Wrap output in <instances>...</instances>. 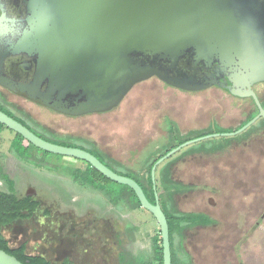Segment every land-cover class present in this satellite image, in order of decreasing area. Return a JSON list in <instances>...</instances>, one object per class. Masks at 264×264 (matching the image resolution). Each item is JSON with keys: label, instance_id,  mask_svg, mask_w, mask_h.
Listing matches in <instances>:
<instances>
[{"label": "rangeland", "instance_id": "1", "mask_svg": "<svg viewBox=\"0 0 264 264\" xmlns=\"http://www.w3.org/2000/svg\"><path fill=\"white\" fill-rule=\"evenodd\" d=\"M259 90L264 95V86ZM0 91L53 136L89 144L108 159L135 171L187 134L197 135L211 128L231 133L230 130L245 123L251 114V101L235 99L221 89L185 92L157 78L137 84L110 112L75 118L2 88ZM250 134L252 138L246 141L247 145L237 146L236 136L204 139L184 147L169 159L174 161L173 179L179 187H190L189 191L178 193L174 209L186 216H198L202 225L211 226L187 228L182 240L177 239L181 256L189 264H207L205 256L210 257L208 264L241 261L264 264V221L253 229L250 242L240 248L239 261L232 249L221 245L226 242L222 234L243 237L264 212V131L255 127ZM13 136L7 129L0 136L6 172L16 180L20 196H33L42 207L32 220L18 221L5 228L12 247L26 242L29 253L41 254L57 263L68 257L78 264H119L117 236L126 241L124 228L137 224L138 231L135 240L128 244L129 250L135 254L149 251L151 238L160 229L150 212L138 209L121 214L104 204L102 195L74 186L67 173L72 167L84 170V161L57 155L50 156L51 165L43 169L21 164L9 153ZM47 169L51 173L45 172ZM209 198L215 200V207L209 206ZM100 202L102 205L97 206ZM46 210L51 212L49 216L45 215ZM209 214L216 216L218 223ZM205 235L209 236L205 238ZM215 237L213 241L219 244H210L207 252L203 251V240L210 242Z\"/></svg>", "mask_w": 264, "mask_h": 264}, {"label": "water", "instance_id": "2", "mask_svg": "<svg viewBox=\"0 0 264 264\" xmlns=\"http://www.w3.org/2000/svg\"><path fill=\"white\" fill-rule=\"evenodd\" d=\"M152 78L185 92L218 88L252 98L259 110L235 132L190 140L158 160L151 172L155 204L135 180L91 153L45 141L1 110L0 124L42 151L84 161L131 188L158 223L163 264H172L156 171L194 142L234 137L264 120L252 88L264 83V0H0V86L16 96L83 117L114 110ZM0 264L23 263L0 250Z\"/></svg>", "mask_w": 264, "mask_h": 264}, {"label": "trees", "instance_id": "3", "mask_svg": "<svg viewBox=\"0 0 264 264\" xmlns=\"http://www.w3.org/2000/svg\"><path fill=\"white\" fill-rule=\"evenodd\" d=\"M3 90L10 93L8 90ZM0 110L27 127L43 140L65 147L83 149L97 157L103 164L115 173L135 180L141 186L147 199L152 204L156 203V196L151 172L153 166L158 160L190 140L205 135L225 133V129L211 128L209 130L202 131L197 135H191V133L187 134V137L178 139V142H173L174 144L172 143L167 145L166 148L157 156L149 158L145 162L143 168L139 171H135L120 162L108 159L107 156H105V154H103L100 150L93 147L90 148L89 144L77 141L74 142L68 139H59L53 136V134L49 132L46 127L33 120V118L25 111L19 110L15 104L10 103L3 91H0ZM261 125L264 126L263 121L261 122ZM5 129L10 130L6 126L0 124V136ZM249 130V132L246 131L244 134H249L253 128H250ZM10 131L14 134V138L11 141L9 152L19 161L23 164L33 166L36 169H43L45 166L51 165L48 163V158H50V156L57 155L50 154L36 148L20 134H17L12 130ZM234 131H236V129L230 130V132ZM58 157L63 158L64 156ZM5 160V155L0 154V182L3 183V186H0V250L16 257L23 264H76L69 258L57 263L49 260L41 254L29 253L28 244L26 242H23L15 247L11 246L10 239L5 233V228L14 225L18 221L32 220L35 215L38 214L42 206L41 202L34 199L33 196L19 195L16 180L12 179L9 176V173L6 172ZM173 162L174 161L172 160H167L157 169L155 187L159 196L160 205L169 224L172 264H189L186 262L184 257L181 256L182 249L180 245H176V241L177 239L182 240L185 229L188 227L200 226L203 222L198 216H186L184 213H179L174 209V202L178 193L189 191L190 187H179V183L173 179L171 171V165ZM69 169L71 172L67 173V175H71H69V177L73 180L76 186L102 195V198L104 199L102 200L103 203L113 207L117 212L123 214L143 209L138 197L131 188L117 184L104 177L88 163H86V168L84 170L76 167ZM99 205H102V202H100L97 206ZM50 213L51 212L49 210L45 211V215L47 216H49ZM137 231V224H129L124 228L126 241H123L119 238V236H117V240L120 241V252L118 256L119 264H163V245L160 229L157 234L151 238V244L148 252L133 254V252H131L126 246L129 242H133L135 240V233Z\"/></svg>", "mask_w": 264, "mask_h": 264}, {"label": "flooded vegetation", "instance_id": "4", "mask_svg": "<svg viewBox=\"0 0 264 264\" xmlns=\"http://www.w3.org/2000/svg\"><path fill=\"white\" fill-rule=\"evenodd\" d=\"M262 86H264V83H257V84H255V85H253V91L256 93V95H257V97H258V99H259V101H260V103H261V105H262V107L264 108V95H262L261 93H260V87H262ZM0 88H2L1 86H0ZM2 89H5V88H2ZM5 90H7V89H5ZM10 92V91H9ZM225 92V91H224ZM10 93H12V92H10ZM227 93V92H226ZM13 94V93H12ZM228 94V93H227ZM13 95H15V94H13ZM228 95H230V94H228ZM230 96H232V95H230ZM233 98H235V99H239V100H242V101H246V102H248V101H251L250 102V108H251V114H249V116H248V119H247V121L245 122V123H243V124H241L239 127H237L236 128V131L237 130H239V129H241L243 126H245L247 123H249L251 120H253L255 117H257L258 115H259V110H258V107H257V105L255 104V102H254V100L252 99V98H245V99H242V98H237V97H234V96H232ZM252 116V117H251ZM251 117V118H250ZM264 122V120L262 119V118H260V119H258L257 121H256V123L255 124H253L252 126L253 127H251V128H253V129H255V127H258L259 128V131H261V130H263L264 131V126L263 125H261V122ZM261 125V126H260ZM235 132V131H234ZM245 133H246V131H244ZM244 132L242 133V134H239V135H236V137H235V139H236V142H235V144L237 143V146L239 145V144H242V143H244V144H246V141L248 140V139H251L252 138V135L249 133V134H244ZM251 135V136H250ZM247 145V144H246ZM27 195H29V193L27 194ZM56 194H54V196H55ZM56 197V196H55ZM210 201V202H209ZM208 202L209 203H211V204H209V206H211V207H215L216 205H217V203L215 202V200L213 199V198H209L208 199ZM210 215V214H209ZM210 216H212L214 219H216L213 215H210ZM264 221V212H263V214L260 216V218L257 220V222L252 226V228L250 229V230H248L247 231V233L243 236V237H241V238H239V237H235V235H233V233L231 234V235H229L228 237L225 235V234H222L223 235V237L226 239V242H224V243H221V245H224L226 248H230V249H232V251H233V254L235 255V257H237V259H238V261L241 259V253H240V248L243 246H246L249 242H250V240L252 239V237H253V234H254V232L255 231H253V229L256 227V229L257 228H259V226L262 224V222ZM216 222H217V219H216ZM218 223V222H217ZM215 225H217L216 223H215ZM256 225H258V226H256ZM214 226V225H213ZM212 226V227H213ZM195 227H197V226H195ZM199 228H209V227H211L210 225H200V226H198ZM192 227H188V229H191ZM208 234V233H207ZM189 233L186 235V240H188V237H189ZM209 235H205V238H207ZM217 236H219V233H217ZM216 236V237H217ZM216 237L215 238H212L211 239V241L209 242V241H207L206 239V241L205 240H203V245L205 244V246H204V248H203V251L206 249V252H207V249H209L208 248V246L210 245V244H219L218 243V241L215 243L214 241H213V239H216ZM230 237V238H229ZM128 249H129V246L127 245L126 246ZM263 249H264V247H263ZM132 252V251H131ZM133 254H135V253H133ZM204 255H209L208 253H205L204 252ZM66 258H68V257H65L63 260H65ZM209 258L210 257H208V256H205V261H206V263L208 264V262H209ZM69 259H71V258H69ZM62 260V261H63ZM72 260V259H71ZM72 261H74V260H72ZM75 262V261H74ZM76 263V262H75ZM76 264H78V263H76ZM239 264H244V262L243 261H241V262H239Z\"/></svg>", "mask_w": 264, "mask_h": 264}, {"label": "crops", "instance_id": "5", "mask_svg": "<svg viewBox=\"0 0 264 264\" xmlns=\"http://www.w3.org/2000/svg\"><path fill=\"white\" fill-rule=\"evenodd\" d=\"M3 133H4V131H3ZM13 138H14V136H13ZM13 138L11 139V141L13 140ZM10 141V142H11ZM11 144V143H10ZM10 153V152H9ZM0 154H2V153H0ZM11 154V153H10ZM3 155H5V154H3ZM12 156L16 159V160H18L13 154H12ZM6 157V156H5ZM19 161V160H18ZM21 164H23L21 161H19ZM45 172H48V173H51V171L50 170H45ZM63 176V175H62ZM67 176V175H66ZM69 176V175H68ZM64 177V176H63ZM71 181H72V184L74 185V186H76L75 184H74V182H73V180L71 179V178H69Z\"/></svg>", "mask_w": 264, "mask_h": 264}]
</instances>
